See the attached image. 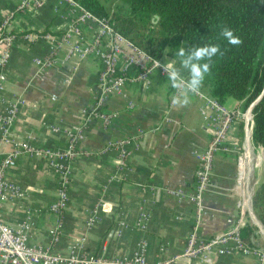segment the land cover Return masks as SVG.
Returning <instances> with one entry per match:
<instances>
[{"label": "crops", "instance_id": "crops-1", "mask_svg": "<svg viewBox=\"0 0 264 264\" xmlns=\"http://www.w3.org/2000/svg\"><path fill=\"white\" fill-rule=\"evenodd\" d=\"M58 4L57 0H0V30L5 17L13 15L9 32L16 35L8 61L0 66V111L18 97L25 101L6 142L0 133V164L7 154L16 153L6 181L23 193L21 199L12 197L4 204L2 217L11 227L28 221L29 244L55 253L131 259L144 244L148 264L172 260L184 250L193 212L191 205L177 203L166 190L192 191L197 167L194 153L204 150L212 135L203 117L210 115L211 109L193 93L188 94L186 105L173 104L169 109L173 88L166 75L157 70L151 72L147 90L125 85L121 94L109 96L104 104L113 116L109 129L104 130L95 118L86 126L80 146L86 155L73 162L66 205L60 214L51 212L59 178L41 151L66 149V132L80 125L81 110L92 106L99 72L96 59L78 62L74 57L62 66L37 72L35 58L46 55L56 44L58 56L63 57L79 38L73 32V13ZM78 28L80 35L92 37L93 26L82 24ZM25 34L49 38L26 44L22 40ZM63 36L67 43H60ZM5 50L0 45V61ZM122 69L123 61L119 59L117 70ZM52 96L56 103L51 101ZM223 106L234 109L241 103L228 99ZM166 111L169 123L131 141L124 167L119 166L114 153H102L111 140L137 137L140 131L150 130ZM239 131H233L231 142L241 141L243 134L239 137ZM229 147L233 149V145ZM252 154L255 184L249 186L243 220L255 228L252 248L264 252V227L252 210L253 192L264 180V150L254 145ZM235 157L232 151L214 157L199 231L205 240L225 231L239 217ZM90 214H95L97 220L88 228L86 219ZM172 264L200 263L178 259ZM213 264L259 262L255 256L236 255L215 258Z\"/></svg>", "mask_w": 264, "mask_h": 264}, {"label": "built area", "instance_id": "built-area-1", "mask_svg": "<svg viewBox=\"0 0 264 264\" xmlns=\"http://www.w3.org/2000/svg\"><path fill=\"white\" fill-rule=\"evenodd\" d=\"M57 1L58 5L67 6L73 13L75 19L73 32L79 34V38L69 46L67 53L63 57L58 56L59 44H56L49 49L46 55L35 58L33 64L37 72L40 73L62 66L71 57H74L78 62L94 58L99 64L92 106L82 109V123L66 132L68 138L66 149L62 151L47 149L41 151L50 168L57 173L59 178V192L50 211L60 214L68 199L69 178L73 162L78 157L86 155L81 151L80 146L85 140V129L90 120L94 118L99 120L103 129L108 130L113 116L104 109L106 99L111 95L121 94L125 85H138L142 89L147 90L152 71L157 70L162 75H165V73L160 68L163 61L153 60L147 53L115 32L107 21L91 15L74 0ZM12 17L13 15L6 16L1 23L0 45H3L6 50L1 57L0 66L8 61L9 49L16 38L15 35H11L9 32V24ZM82 24H89L94 27L90 39L85 35H80L78 27ZM38 38L47 39L49 37L48 35L38 36L35 34L22 36V40L26 44H32ZM62 42L67 43V37L63 36L60 43ZM119 59L123 61L122 72L117 70ZM178 94H180L179 91L174 88L173 97ZM193 94L203 99L211 109L210 115L207 117L203 115V117L212 131V135L205 149L194 153L197 167L194 173L192 191L185 193L180 189L166 190V193L173 197L177 203H187L192 206L193 225L185 241L183 252L172 260L157 264H172L178 259L196 261L200 264H213L215 258L233 257L236 255L241 257L255 256L259 264H264V252L247 247L240 236V230L245 225L243 219L246 205L249 201V186L255 184L254 163L252 161L254 150L252 141L253 108L255 103L245 110H241L239 107L227 109L199 91ZM50 99L54 103L57 102L55 96ZM172 100L169 109L173 106ZM24 105V99L18 97L7 103L3 112L0 111V133L3 142H6L13 120L19 109ZM168 111L165 112L153 128L148 131H140L137 137L114 139L107 142L102 149V153H114L119 166L124 167L130 155L129 147L131 141L145 137L150 133H155L169 123ZM240 129L243 134L241 141L235 140L234 143L231 142L233 131L237 130L238 132ZM229 145H233V149ZM231 151L236 156L234 189L239 194L237 203L239 217L232 221L225 231L205 240L200 237L199 231L205 210L203 197L210 185L213 160L216 154H225ZM36 153L39 154L38 151ZM15 160L16 153H10L5 156L0 164V264H148L144 254V244L139 246L138 251L131 259H105L86 254L64 255L55 253L49 248L30 245L28 242V231L31 224L25 221L15 227H11L2 217V210L7 201L12 200V197L20 199L23 197V193L18 190V187L8 183L5 178L7 171L14 167ZM96 220V215L90 214L86 219V226L90 228Z\"/></svg>", "mask_w": 264, "mask_h": 264}, {"label": "trees", "instance_id": "trees-1", "mask_svg": "<svg viewBox=\"0 0 264 264\" xmlns=\"http://www.w3.org/2000/svg\"><path fill=\"white\" fill-rule=\"evenodd\" d=\"M74 1L153 60L176 68L179 48L217 45L220 52L208 61L210 69L199 92L222 105L232 99L245 110L264 90V0ZM223 29H230L240 43H228ZM183 75L186 79L187 73ZM252 141L264 150V95L253 108ZM252 210L264 227V180L253 192ZM254 232L250 225L240 230L249 248Z\"/></svg>", "mask_w": 264, "mask_h": 264}, {"label": "clouds", "instance_id": "clouds-1", "mask_svg": "<svg viewBox=\"0 0 264 264\" xmlns=\"http://www.w3.org/2000/svg\"><path fill=\"white\" fill-rule=\"evenodd\" d=\"M221 35L230 44L235 45L240 43L239 38L234 36L230 29H223ZM219 52L220 49L217 45L193 47L187 50L181 47L177 52V55L180 57L179 68L174 67L170 62L160 65L170 86L177 89L180 93L179 96L173 97V104L186 105L189 101L188 94L199 91L210 69L208 61ZM185 72L187 73L186 79L183 75Z\"/></svg>", "mask_w": 264, "mask_h": 264}, {"label": "water", "instance_id": "water-1", "mask_svg": "<svg viewBox=\"0 0 264 264\" xmlns=\"http://www.w3.org/2000/svg\"><path fill=\"white\" fill-rule=\"evenodd\" d=\"M263 95H264V90H263L261 96L255 101V105L259 102V100L261 99V97H262ZM255 105H254V106H255Z\"/></svg>", "mask_w": 264, "mask_h": 264}]
</instances>
